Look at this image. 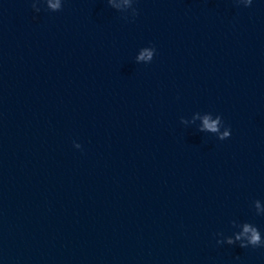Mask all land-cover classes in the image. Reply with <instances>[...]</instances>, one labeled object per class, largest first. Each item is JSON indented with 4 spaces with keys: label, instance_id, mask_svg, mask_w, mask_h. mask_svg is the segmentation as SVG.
<instances>
[{
    "label": "water",
    "instance_id": "95a60500",
    "mask_svg": "<svg viewBox=\"0 0 264 264\" xmlns=\"http://www.w3.org/2000/svg\"><path fill=\"white\" fill-rule=\"evenodd\" d=\"M33 2L0 0V264H264L216 243L264 237V0Z\"/></svg>",
    "mask_w": 264,
    "mask_h": 264
},
{
    "label": "clouds",
    "instance_id": "9594fccd",
    "mask_svg": "<svg viewBox=\"0 0 264 264\" xmlns=\"http://www.w3.org/2000/svg\"><path fill=\"white\" fill-rule=\"evenodd\" d=\"M41 2L45 3L47 6V10L56 12L62 10V0H56V3H51L50 0H41ZM237 4H241V0H235ZM253 0H246L244 7L251 6ZM107 3L110 5V0H107ZM32 8L35 12H39L41 9L37 7V3H32ZM113 8V7H112ZM115 9V8H113ZM135 15H137V10L135 11ZM151 51H146V55H142L138 59H148L150 62L153 60L155 54V48L151 47ZM149 62V63H150ZM218 121H222L221 116L218 115ZM204 129H209L212 132L217 131V122L209 123L207 117L204 119V128H199L200 132H203ZM231 135L230 128L226 127V131L220 136L218 139L225 140L228 139ZM74 147L79 149L81 145L78 143H74ZM252 207L255 210V214L260 216L264 215V204L261 203L260 200H253ZM231 226L233 229H238L237 231H233L232 235L224 236L223 233H217V236L222 237V239H217L216 243L227 244V245H237L240 248H264V237H262L259 228L251 223V222H238L236 220L231 221Z\"/></svg>",
    "mask_w": 264,
    "mask_h": 264
}]
</instances>
